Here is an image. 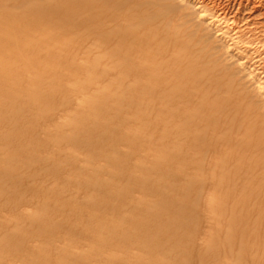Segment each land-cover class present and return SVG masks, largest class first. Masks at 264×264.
I'll return each instance as SVG.
<instances>
[{
  "label": "rangeland",
  "instance_id": "1",
  "mask_svg": "<svg viewBox=\"0 0 264 264\" xmlns=\"http://www.w3.org/2000/svg\"><path fill=\"white\" fill-rule=\"evenodd\" d=\"M104 3L103 12L93 15L88 0H0V16L13 23L0 32V100L9 88L14 95L10 103H19L13 123L10 119L0 122V167L8 163L15 167L12 176L0 174V193L9 190L0 203V251L10 255L6 264H170L164 254L148 256L139 238L120 240L124 231L136 228L142 216L141 211L127 209L138 202L144 204L146 219L161 223L173 218L174 212L155 210L160 198L181 201V207L194 205L196 233L178 231L187 244L201 248L228 231L237 238L239 221L256 214L249 210V201H244L245 209L236 205L238 211L230 210L227 200L221 198V184L211 173L190 176L171 160L170 154L180 152L176 144L182 145L187 133L192 135L191 144L206 135L199 126L183 127L182 117L168 122L170 126L143 125L136 102L111 90L105 64L96 63V58L114 49L119 38L128 44L140 41L129 51L130 57L147 51L152 46L144 40L148 32L153 39L168 42L163 48L172 56L184 55L188 43L196 62L180 63L176 68L185 95L178 105L181 111L187 107L205 119L210 138L208 146L195 145L193 150L190 146L189 152L203 154L204 164L219 147L222 152H233L249 161L241 170L256 186L264 187V0ZM59 4L70 6L67 16L39 11ZM75 12H81V17L75 19ZM137 26L136 32H130ZM121 29L124 36L112 34ZM52 30L60 31V36ZM56 61L60 68L53 66ZM203 71L206 76L191 82L193 74ZM14 81L18 87L12 88ZM17 96L27 99L21 103ZM1 112L10 113L0 104ZM179 128L183 129L174 133ZM94 132L104 134L99 144L89 139ZM4 137L28 144L12 151ZM163 182L174 183L176 191L163 197ZM120 185L126 189L114 198ZM146 187L156 188L162 195L145 192ZM52 188L58 189L60 202L74 211L68 209L57 216L41 207V198ZM187 194L191 203L183 201ZM76 203L85 205L83 212L75 209ZM42 214L43 223L59 229H32L31 218ZM103 225L107 229L100 231ZM71 226L84 229L73 237L72 231L65 230ZM253 226L264 230L263 220ZM156 231L158 228L150 233L151 239ZM9 237L23 242L22 246L12 251ZM176 241L175 237L170 240ZM227 242L215 250L207 249L205 264H264V257L254 260L249 254V240L242 244L245 257H239L238 244ZM44 251L50 253V259L39 258L37 263L36 257ZM71 256L78 257L71 260ZM177 257L179 262L187 258L186 253Z\"/></svg>",
  "mask_w": 264,
  "mask_h": 264
},
{
  "label": "bare ground",
  "instance_id": "2",
  "mask_svg": "<svg viewBox=\"0 0 264 264\" xmlns=\"http://www.w3.org/2000/svg\"><path fill=\"white\" fill-rule=\"evenodd\" d=\"M90 5H92V12L93 15H97L98 13L103 12V8L106 7V0H88ZM104 1V2H103ZM67 3V2H65ZM68 4V3H67ZM64 4V6H55L52 8H46V9H40L39 11H48L51 14H54V12L63 13L65 16H67V13L70 11V6ZM64 11V12H63ZM95 11V12H94ZM106 11V10H105ZM75 15V19H78L81 17V12H75L73 13ZM15 19V18H14ZM10 24H13L10 21V18L8 19L5 16H0V32L3 31L5 28L10 27ZM50 25V24H49ZM53 26V25H52ZM47 29L46 27H42ZM48 28H50L48 26ZM44 30V29H43ZM138 30V26L131 29L130 32H136ZM54 34H57L59 37L61 32L52 30ZM35 32V31H34ZM33 32V33H34ZM15 34V33H14ZM39 34V33H38ZM117 38L122 37L125 35V30H120L116 33ZM3 35V34H1ZM35 35V34H34ZM149 36H152V40H149ZM148 39V40H147ZM145 42L151 43L152 46L149 50H144V52L138 53L136 59L134 57L129 56V51L138 45L140 43L139 40H134L132 43L128 44L126 43V40L123 38H119L118 45L114 48L109 50L107 53H105L101 58H96V63H104V72L107 75V79L109 81V86L112 91L114 90L117 93L124 94L126 96L131 97L130 99H133L135 104V108H137L142 116V124L147 127H154L159 128L160 126H170L168 122L176 120L177 117H182V126L187 127L191 124H196L199 126L200 131H203L206 135L198 136L197 141H191L192 144L189 142V139L192 138V135L190 133H187V138L184 139V142L182 145L176 144V148L180 150V152L175 151V153H171L170 157L171 160L175 163L176 167L178 169L184 170V173L187 175H200L203 173H211L212 176L216 179L218 182L217 184H221V198L226 201V203L229 205L230 210L232 211H238L239 209L236 208V205L241 206V208H246L244 201H249V210L255 211L256 214L254 217L244 221L243 219L239 221L241 224L239 231L237 232V238H234L233 232H229L222 236L218 240H213L211 243L206 245L204 248H201L197 246L194 243L187 244L184 240V235L182 232H179L178 230H188L192 232L193 234L196 233V231H193L196 229V227L193 225L194 223L198 222V217L196 212L193 210L192 204H187L186 207H181L182 203L179 202H173L165 198L164 196H167V193H172L176 191V188L173 184H167L165 182L162 183L163 186V193L162 195L156 188H150L146 187L144 191H154L160 193L164 198H160L155 203V210L161 209V210H172L174 213L173 218H170V220H167L166 222H158L156 219H151L149 221L146 219L145 216L147 213L144 212L145 207L142 202H138L135 205L127 206V209L133 212L141 211V215L138 222L135 224V227L133 230L129 231L126 230L122 234L121 241L126 240H134L136 238H139L142 244V249L147 252L148 256L151 258L155 257L159 254H164L169 257L170 264H193L195 261L198 260V264H205V258L208 256L207 249H217L219 247L220 243H229L235 242L236 245L238 244L240 255L239 257H242L245 255V251L242 244L244 242H247L248 240L251 242L252 247L250 248L249 254L251 257L255 260L259 257H264V230L263 231H257L254 223L263 220L264 222V187H261V185L256 186L255 180L249 177L247 173H244L243 170H241L242 166L247 168V165L250 164L248 160L245 158H237L236 154L233 152H222L221 147L217 148L214 151L213 159L208 162V164H204L202 155L200 153H193L189 152L190 149H195V145L197 147L202 146H208L210 138L207 135V129L204 126V118L196 116V112L184 107L183 111H181L182 106L178 105V101H182L185 98V95L183 94L181 88L183 87V83L181 82L180 76L177 75V67L180 63L188 64L189 61L192 64H195L196 62V54L194 55L191 50L189 49V44L185 43L186 46V52H184V55L182 53H177L174 56H172L169 51L165 50L163 46L169 45L168 42H166L164 39L163 41H159L153 39V35L148 32L145 35ZM157 44V45H156ZM154 45H156L154 47ZM168 49V47H166ZM170 55V56H169ZM198 56V55H197ZM142 59V61H140ZM137 60V61H136ZM140 61V62H138ZM53 66H57L58 68L61 67V63H58L57 61L53 63ZM57 68V69H58ZM2 66L0 64V72H1ZM59 71V70H58ZM57 70L54 71V73L58 72ZM61 71V70H60ZM53 74V72H52ZM54 75V74H53ZM194 78L191 80V82H196L199 77L206 76L204 71L199 74H193ZM192 76V77H193ZM189 78V77H187ZM176 82L179 83V87L177 86ZM17 84L16 81L12 83L13 87ZM177 88L179 90L177 91ZM6 94L2 96V99L0 100L1 108L2 106L6 108V112L0 113V122L6 119H10L11 123L15 120L17 113L14 114L15 109H18V104L16 102L10 103L12 101V92L8 88L6 90ZM181 93V94H180ZM21 97L22 102L25 101L24 96H17ZM186 103V102H184ZM188 105V103H187ZM19 110V109H18ZM12 111V112H11ZM12 118V119H11ZM92 129V128H90ZM180 129H175L174 133L180 131ZM95 130V129H94ZM95 133V132H94ZM185 135V134H184ZM166 137V136H165ZM220 138L222 139V135L220 134ZM89 139L94 144L100 143L104 139V134H97L91 136ZM191 140V139H190ZM217 140V139H216ZM229 140V139H228ZM4 141L8 144H6L7 148H12V151H19L21 147L28 143H24L22 140L16 138L12 141H9L7 138L4 137ZM16 147H15V146ZM237 156V157H236ZM222 163L220 164V162ZM206 165V166H204ZM15 167L11 166L10 163L7 165L4 164L0 167V174L3 172L6 173V175L12 176V173L14 172ZM58 168L53 169L54 174L57 173ZM38 189V188H37ZM124 185H120L117 191L114 192V198H119L125 190ZM57 188H52L50 191L46 193L45 196H43L40 200V204H42L41 207L47 208V210L50 213L56 214L57 216L63 215L67 212L68 209H71L74 211V208H72L70 205L64 206L63 203L60 202V194L57 191ZM7 190H2L0 193V203L3 202V199H1L6 193H8ZM189 194L185 195L183 197V201L185 200L191 203V200H189ZM113 198V200H115ZM52 199H55L56 202H53ZM116 201V200H115ZM255 202V203H254ZM84 204L76 203L74 205L75 209L78 210V212H83L84 210ZM154 207V204H153ZM153 209V211H154ZM137 210V211H136ZM44 214V213H43ZM42 215H37L34 218H31L30 224L31 228L34 230H52L55 231L58 228L57 225L53 224H46L43 223ZM144 215V216H143ZM239 215V214H238ZM237 215V217H238ZM131 220V219H130ZM125 220H123V226L125 224ZM168 223V226L165 225ZM9 225H4V227H8ZM122 226V227H123ZM252 226V227H251ZM121 227V228H122ZM158 228L157 235L154 236V239H151V232ZM164 228L166 230L164 231ZM189 228V229H187ZM24 229V228H23ZM23 229L20 230L21 234L23 232ZM80 226L77 227H70L66 228L65 230L68 231L70 234V231L73 232V237L79 235L82 233L83 229ZM107 229L106 225H103L99 228L100 231H103ZM162 230V231H160ZM173 237L177 238L176 242H170V240H173ZM72 242L75 240L72 238ZM7 242L10 244L12 251L19 249L22 246V243L20 240H15L13 237H9L7 239ZM113 244V242H111ZM111 245H108L110 248ZM229 246V244H227ZM241 248V249H240ZM0 264H6L7 259L10 258V255L6 254V252L0 251ZM186 253V259L183 261H177L178 257L177 254ZM35 253H33L34 255ZM248 254V253H247ZM52 255V254H51ZM246 256V255H245ZM243 256V257H245ZM249 256V255H248ZM76 257L78 256H71V260H76ZM39 258H43L44 261H48L50 259V253L43 252L40 256L36 257L37 260H35L37 263L39 262ZM81 259H85L83 255L80 256ZM29 260L34 263L30 258ZM109 260H113V257H110ZM108 260V261H109ZM61 261L60 263H62ZM107 262V261H105ZM35 264V263H34ZM50 264V263H48ZM64 264V262H63Z\"/></svg>",
  "mask_w": 264,
  "mask_h": 264
}]
</instances>
